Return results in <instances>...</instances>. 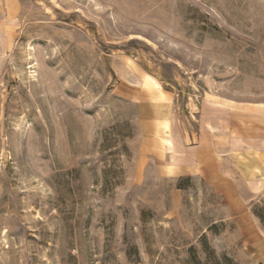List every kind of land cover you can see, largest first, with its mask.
I'll return each mask as SVG.
<instances>
[{"label":"rangeland","instance_id":"374dc122","mask_svg":"<svg viewBox=\"0 0 264 264\" xmlns=\"http://www.w3.org/2000/svg\"><path fill=\"white\" fill-rule=\"evenodd\" d=\"M0 264H264V0H0Z\"/></svg>","mask_w":264,"mask_h":264},{"label":"crops","instance_id":"0c3cea01","mask_svg":"<svg viewBox=\"0 0 264 264\" xmlns=\"http://www.w3.org/2000/svg\"><path fill=\"white\" fill-rule=\"evenodd\" d=\"M205 110H208L211 112L210 127H211V129H214L215 123H216L215 120L217 117V115H216L217 109L211 105V106H207ZM168 136L172 139L173 148L168 149L165 145H164V147L173 155V157H172L173 160H176L177 156L179 155L178 153L182 152V150H183V144L181 143V141L178 137V134L173 129L169 130Z\"/></svg>","mask_w":264,"mask_h":264},{"label":"bare ground","instance_id":"6f19581e","mask_svg":"<svg viewBox=\"0 0 264 264\" xmlns=\"http://www.w3.org/2000/svg\"><path fill=\"white\" fill-rule=\"evenodd\" d=\"M167 144L169 147H171V142L170 141H167Z\"/></svg>","mask_w":264,"mask_h":264}]
</instances>
